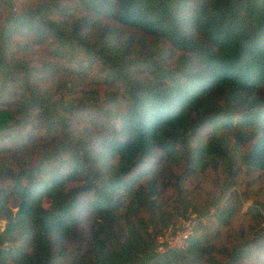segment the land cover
I'll return each instance as SVG.
<instances>
[{
  "label": "trees",
  "instance_id": "obj_1",
  "mask_svg": "<svg viewBox=\"0 0 264 264\" xmlns=\"http://www.w3.org/2000/svg\"><path fill=\"white\" fill-rule=\"evenodd\" d=\"M70 2L39 0L0 29V134L13 139L0 145V264H264V228L231 248L192 235L164 253L147 231L169 187L186 218L172 172L183 160L223 172V192L237 146L264 171V0Z\"/></svg>",
  "mask_w": 264,
  "mask_h": 264
},
{
  "label": "rangeland",
  "instance_id": "obj_2",
  "mask_svg": "<svg viewBox=\"0 0 264 264\" xmlns=\"http://www.w3.org/2000/svg\"><path fill=\"white\" fill-rule=\"evenodd\" d=\"M38 1L39 0H0V29L3 27L5 18L9 12L18 13V11L22 10L24 7L33 5ZM61 3L68 6H74L75 4L74 2L71 3L70 0H61ZM130 35L133 36V44H135L137 39L141 37L140 33L130 31L125 35V38L130 37ZM14 58L16 59V62L22 60L30 61L28 55L25 56L24 54L16 55ZM30 63L31 66H36L35 61ZM100 67V64H96L93 72H99ZM101 74L100 71L98 74L94 75V77L98 78ZM77 96L78 94L74 95L72 98H68L67 101L72 102ZM63 98L65 99L66 95H64ZM55 100L57 103H61L62 96L57 95ZM8 133H10L12 137H17L18 128H12ZM2 135L8 138L9 142H7V139L3 138ZM2 135L0 134V145H11L13 139L6 136V132L2 133ZM233 144L234 139H232L229 144L232 149L235 147ZM249 145L250 144L239 145L235 148L234 169L237 171L233 179L228 180L232 182V184L226 192L222 191V183L223 180L226 179V175L219 169L218 171H214L211 168H208L206 170H196L194 173H189L187 172V163L184 160L180 167L172 169L173 173L182 174L183 179L185 178L180 186L188 193L187 201L189 202V205L196 206L200 211L197 210L192 212L191 206L187 211L186 218H180L176 215L173 212L175 209L172 210V208L169 209V207H174V205H176L177 208H180L182 204L179 200L175 201L176 192L172 187H169L167 189L168 192L165 195L166 198L163 200V213L151 217L153 224L149 226L147 230L150 234V238H152L151 240L154 242V250L156 252H158V247L155 244L156 237L159 236L164 229L180 227L187 222V220L191 219V217L197 219L192 235H205L211 242H213L212 244H215L216 246L224 245L228 248L233 247L238 241L237 234L239 231H243L249 238L256 237L260 233V230L264 228V213L261 208L262 205H264V171L252 168L240 161L241 155L245 154L248 148H250ZM184 171L187 173L183 174ZM225 183H227V181H225ZM9 184L10 179L0 170V188L8 187ZM212 201H215L217 204L212 206ZM16 204V200L11 204L13 211L16 210ZM48 204V201L43 200L44 206H47ZM229 205L234 208V215L232 216L229 225L224 226L223 224H218L216 221L217 219L213 216L214 213L217 212V210H224ZM253 208H256L259 216L252 215L253 212H251V209ZM168 209L171 211L172 215L168 214V212L164 213L166 210L168 211ZM198 212H201V214ZM5 224L6 222L0 219V231H3ZM4 245H6V243ZM9 246H13V244L9 243ZM214 256H216V258H222V256ZM162 257L164 258V256ZM172 264H191V262L183 261L179 258L177 259V262L175 260ZM245 264L258 263L254 260H249V262Z\"/></svg>",
  "mask_w": 264,
  "mask_h": 264
},
{
  "label": "built area",
  "instance_id": "obj_3",
  "mask_svg": "<svg viewBox=\"0 0 264 264\" xmlns=\"http://www.w3.org/2000/svg\"><path fill=\"white\" fill-rule=\"evenodd\" d=\"M197 219L191 217L180 227L164 229L155 239V244L158 247L159 253L166 251H178L187 247L190 238L193 234V228L195 227Z\"/></svg>",
  "mask_w": 264,
  "mask_h": 264
}]
</instances>
